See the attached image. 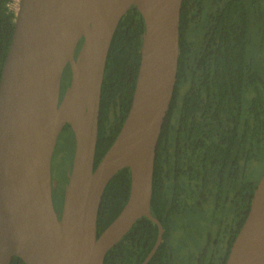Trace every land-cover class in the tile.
<instances>
[{
    "label": "water",
    "instance_id": "95a60500",
    "mask_svg": "<svg viewBox=\"0 0 264 264\" xmlns=\"http://www.w3.org/2000/svg\"><path fill=\"white\" fill-rule=\"evenodd\" d=\"M183 0H19L0 80V264H104L107 252L142 216L164 239L151 210L159 137L178 78ZM145 21L131 108L94 167L107 57L123 15ZM82 40L81 48L79 49ZM70 83L63 97L66 70ZM70 124L75 153L62 203H55L53 156ZM131 171L129 198L97 235L105 188ZM225 264H264V173Z\"/></svg>",
    "mask_w": 264,
    "mask_h": 264
},
{
    "label": "trees",
    "instance_id": "16d2710c",
    "mask_svg": "<svg viewBox=\"0 0 264 264\" xmlns=\"http://www.w3.org/2000/svg\"><path fill=\"white\" fill-rule=\"evenodd\" d=\"M13 1L0 0V80L16 21ZM144 32L143 15L133 5L121 18L107 57L95 168L131 108ZM81 45L82 40L79 49ZM65 129L72 130L70 124ZM262 158L264 0H183L178 78L157 146L151 201L152 213L165 228L164 239L147 264H169L173 216L197 209L210 195L221 203L231 199L236 206L228 255L260 180L252 178L249 168ZM130 189L131 171L124 167L105 188L98 236L123 209ZM158 232L154 221L140 217L107 252L104 264H141ZM10 264L27 263L14 256Z\"/></svg>",
    "mask_w": 264,
    "mask_h": 264
},
{
    "label": "rangeland",
    "instance_id": "374dc122",
    "mask_svg": "<svg viewBox=\"0 0 264 264\" xmlns=\"http://www.w3.org/2000/svg\"><path fill=\"white\" fill-rule=\"evenodd\" d=\"M12 7L16 10L18 9L17 0L12 3ZM69 75L70 74L66 76L65 74L62 81L61 96L69 86ZM74 153L75 136L72 130H62L59 135L53 157V172L59 173L61 178L63 177L62 184L64 188L61 191L62 196L64 194L63 192L65 186L68 182L67 177L73 162ZM249 170L252 178L259 180L264 173V158L252 163ZM216 212L219 213L220 211L212 208L211 205H205L204 207H199L197 209H186L173 216L171 226L174 230V234L172 237V241L175 245V250L179 261H181V259L183 258V251L189 248L190 244L192 248H195L201 244L207 228L212 225L210 223V216H213L214 214L219 215L216 214ZM185 243L187 244V247H185Z\"/></svg>",
    "mask_w": 264,
    "mask_h": 264
},
{
    "label": "flooded vegetation",
    "instance_id": "af4514ba",
    "mask_svg": "<svg viewBox=\"0 0 264 264\" xmlns=\"http://www.w3.org/2000/svg\"><path fill=\"white\" fill-rule=\"evenodd\" d=\"M52 170H53V166H52ZM53 175H56L58 179V186L55 189L56 191L54 193V200L56 202L62 203L63 196L61 194V191L64 188L62 184L63 177L61 178L59 173L53 172ZM205 205H211L212 208L220 211L219 213L216 212V214H219V215L214 214L213 216H210L211 217L210 223L212 225H210L207 228V231L204 235V238L202 239L201 244L195 248H192L190 244L189 248L183 251V254H182L183 258L181 259V261H179L178 259V256L175 250V245L172 241L174 230L171 226L172 225V222H171L170 235L168 236V239H167L168 240V256L167 257L169 259L168 260L169 264H224L225 258L228 257L229 255V254L227 255L229 242L235 230L234 216L236 213V209H235L236 206L233 205L231 199H228L225 203L218 202L214 195H210V197L204 203L199 205V207H204ZM185 247H187L186 243H185Z\"/></svg>",
    "mask_w": 264,
    "mask_h": 264
},
{
    "label": "built area",
    "instance_id": "2783aa9c",
    "mask_svg": "<svg viewBox=\"0 0 264 264\" xmlns=\"http://www.w3.org/2000/svg\"><path fill=\"white\" fill-rule=\"evenodd\" d=\"M16 0L13 1V3L15 2ZM18 4H19V0H17Z\"/></svg>",
    "mask_w": 264,
    "mask_h": 264
}]
</instances>
